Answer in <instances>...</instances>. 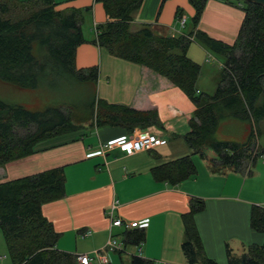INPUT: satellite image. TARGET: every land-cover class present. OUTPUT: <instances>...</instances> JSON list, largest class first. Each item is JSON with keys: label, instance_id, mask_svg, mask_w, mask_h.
Wrapping results in <instances>:
<instances>
[{"label": "crops", "instance_id": "obj_1", "mask_svg": "<svg viewBox=\"0 0 264 264\" xmlns=\"http://www.w3.org/2000/svg\"><path fill=\"white\" fill-rule=\"evenodd\" d=\"M53 1L56 10L81 12L83 43L75 49L74 67L76 70L96 67L95 82L89 83L92 97L110 106L136 112L152 111L156 117L155 123L132 132L120 126H97L88 117L83 128L76 126L74 132L39 142L32 154L0 167V183L48 170H61L62 196L40 206L41 217L57 235L53 250L72 256L73 264H77L75 256L79 254L87 255L88 264H100L92 252L103 250L108 229L121 240L123 228H109L107 216L110 204L116 201L112 218L122 223L146 220L147 225L142 229L139 247L125 246L120 254L107 253V264H129L131 256L152 264H186L180 246L183 216L192 198L203 203V209L193 215V223L205 258L216 264H227L226 250L240 255L247 246L262 244L264 233L249 227L251 207L264 206L261 159L257 156L247 171L239 173L213 166L216 155L208 149L204 150V157L194 154L184 140L190 132L189 120L196 121L195 107L188 98L164 77L114 57L92 43L94 26L97 28L106 21L102 3L96 0ZM236 5L238 2L229 0H206L194 30L232 45L244 16ZM176 12L184 18L182 27L176 23ZM193 13L188 0H140L128 24L129 30L135 32L142 25H150L158 34L186 36L193 30ZM193 42L196 41L191 38ZM190 44L185 55L199 66L196 92L212 96L211 85L204 89L201 80L213 77L209 68L206 74L203 68L213 62ZM206 55L217 62L213 54ZM223 63L217 62L220 69ZM227 120L233 126L232 134L223 135L222 127L228 121L219 122L214 132L216 140L237 144L250 141L249 123L234 118ZM136 132L158 139V146L128 156L116 149L87 156L96 152L101 144L129 138ZM259 146L258 143L256 153L264 154L261 151L264 142L261 148ZM183 157H189L194 167L192 177L175 185L156 179L155 169ZM85 232L87 234L83 235ZM2 242L5 247L3 237ZM5 259L12 264L7 251L0 256V261Z\"/></svg>", "mask_w": 264, "mask_h": 264}, {"label": "trees", "instance_id": "obj_2", "mask_svg": "<svg viewBox=\"0 0 264 264\" xmlns=\"http://www.w3.org/2000/svg\"><path fill=\"white\" fill-rule=\"evenodd\" d=\"M96 1L102 3L106 21L95 27L97 34L92 43L114 57L148 68L178 88L195 107L196 121L189 120L190 132L184 137L188 147L200 157H204V150L212 151L216 155L213 166L244 172L248 163L261 154H253L251 131L246 144L218 141L214 132L218 123L226 119L247 122L250 130L264 119V103H259L264 98V8L238 2L243 20L234 43L226 45L194 30L206 0H188L194 10L193 30L176 37L156 34L150 25H142L135 32L129 30L140 0ZM55 5L53 0H0L1 83L27 91L44 81L51 86L58 77H70L85 85L95 82L96 67H74L75 49L83 43L81 12L59 11ZM15 6L22 13L15 15ZM191 38L223 59L221 77L212 96L196 92L199 66L185 55ZM90 107L87 118L97 126H120L132 132L156 122L152 111L110 106L93 97ZM67 111L57 106L30 112L0 102V167L32 154L39 142L74 132L76 126ZM194 173L189 157L154 170L156 179L170 185ZM63 183L60 169L0 183V231L12 264H73L72 256L53 250L57 235L40 215L42 204L62 196ZM202 209V201L192 198L183 216L180 248L186 264H216L204 257L193 223V215ZM249 227L264 233V206L251 207ZM120 235L123 248L137 246L143 239L142 229L137 228L123 229ZM226 257L227 264H264V240L260 245L247 246L240 255L226 250ZM129 264L152 263L131 256Z\"/></svg>", "mask_w": 264, "mask_h": 264}, {"label": "rangeland", "instance_id": "obj_3", "mask_svg": "<svg viewBox=\"0 0 264 264\" xmlns=\"http://www.w3.org/2000/svg\"><path fill=\"white\" fill-rule=\"evenodd\" d=\"M18 1H23V0H18ZM229 1L234 3L240 2L242 5H243L242 2H244L242 0H229ZM190 8L192 7L190 6ZM12 10L15 15H17L18 12L22 13L21 10L16 6L13 7ZM196 42L191 43L190 47L197 48L195 50H198L200 54H203L205 57H207L209 62H213L210 65L203 67L205 74H206L205 70L209 68L210 71L213 72V77L211 76L209 78H204L201 80V84L205 87L204 89H207L208 86L211 85L212 88L210 90V93L213 94L216 91L218 80L221 77V72H222V69H220V67L217 65V62H221L223 61V59L218 57L212 51L203 50V48L199 45V43L197 44ZM206 54L209 55L213 54V56H216L217 62L215 60H210V57ZM263 88H264V82H263ZM91 101H92V91L90 89V86L85 85L84 83H79L76 80L71 79L70 77H66V78L58 77L55 79V82L51 84V86L48 85V82L44 81L38 84L34 89H30L27 91L18 90L16 88H13L9 85L0 82V102L5 103L7 105L21 106L30 112L43 111L44 109L47 108L64 106L67 108L68 110L67 112L70 114L71 122L75 126L78 125L79 127H81L82 125L84 126L85 122L87 121V116L91 112V107H90ZM259 103H264V98L263 99L261 98L259 100ZM224 121L227 122L228 120L226 119L223 120V122ZM227 123L224 124L222 127V134L225 135L226 137L230 136L233 131V126L231 125V122L228 121ZM83 126L81 128H83ZM258 133H260L259 137H258ZM251 134H252L251 147H253V149H256V145L258 146L259 143L260 145L259 147L261 148L262 142H264V119L261 120L256 126L255 125L251 126ZM249 164L250 162L248 163V165ZM5 253L6 251L2 242L1 231H0V256L1 254H5ZM0 264H9V260L5 259L3 261H0Z\"/></svg>", "mask_w": 264, "mask_h": 264}, {"label": "built area", "instance_id": "obj_4", "mask_svg": "<svg viewBox=\"0 0 264 264\" xmlns=\"http://www.w3.org/2000/svg\"><path fill=\"white\" fill-rule=\"evenodd\" d=\"M176 23L182 27L184 23V18L182 15L178 14L175 16ZM94 37L97 34L94 26ZM208 61L207 59L205 60ZM159 140L149 136L143 132H136L133 134V136L126 138V139H117L110 142H106L104 144H101L96 152L88 153L87 156H91L93 154L99 153L103 154L105 151H109L112 149L118 150L120 153H123L124 155H131L140 151H147L150 149L155 148L158 146ZM253 154L256 153V149H254ZM261 159V163L264 164V154H260L258 156ZM252 164V162L247 166L246 171L248 170L249 166ZM117 202H113L109 206L108 210V219H110L109 228L113 227H122L125 230L131 229V228H137V229H144L147 225L146 220H141L139 222H126L122 223L120 219L118 218H112V211L116 208ZM87 232H85L83 235H86ZM141 243L137 245V247L140 246ZM123 244L118 239L116 235H112L109 232L108 229V235L106 238V241L103 246V250H94L92 253L94 257L98 260L100 264H107L109 263L108 259L106 258L107 253L112 252H123ZM139 250V248H138ZM77 264H88V257L85 254H79L75 256Z\"/></svg>", "mask_w": 264, "mask_h": 264}, {"label": "water", "instance_id": "obj_5", "mask_svg": "<svg viewBox=\"0 0 264 264\" xmlns=\"http://www.w3.org/2000/svg\"><path fill=\"white\" fill-rule=\"evenodd\" d=\"M244 2H251L255 5H259L261 6L262 8H264V0H242Z\"/></svg>", "mask_w": 264, "mask_h": 264}]
</instances>
